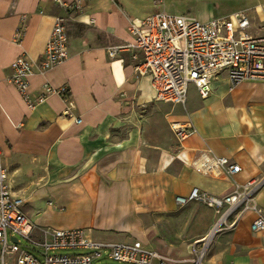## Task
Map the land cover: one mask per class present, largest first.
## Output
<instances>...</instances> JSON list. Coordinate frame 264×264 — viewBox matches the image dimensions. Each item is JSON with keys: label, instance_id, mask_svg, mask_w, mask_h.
I'll return each instance as SVG.
<instances>
[{"label": "crops", "instance_id": "1", "mask_svg": "<svg viewBox=\"0 0 264 264\" xmlns=\"http://www.w3.org/2000/svg\"><path fill=\"white\" fill-rule=\"evenodd\" d=\"M263 3L83 0L70 9L54 0H0V148L10 188L24 199L31 221L82 227L104 241L139 239L163 257L153 264H191L189 247L170 244L160 227L167 215L195 208L196 202L175 201L195 187L223 196L264 179V82L232 84L222 71L205 98L190 84L184 106L166 103L156 99L149 75L139 74L126 55L111 57L107 48L131 41L129 21L157 10L207 21L239 9L253 15ZM57 15L66 18L69 57L44 72L33 67L30 98L43 94L46 84L54 90L30 108L9 80L10 65L20 53L34 62L41 58ZM174 121L190 123L194 132L178 140ZM202 153L226 157L239 171H198L193 162ZM255 199L264 215V182ZM255 216L246 212L216 234L205 263L264 264V230L250 228ZM215 220L204 221L211 226Z\"/></svg>", "mask_w": 264, "mask_h": 264}, {"label": "built area", "instance_id": "2", "mask_svg": "<svg viewBox=\"0 0 264 264\" xmlns=\"http://www.w3.org/2000/svg\"><path fill=\"white\" fill-rule=\"evenodd\" d=\"M60 6L79 9L83 0H54ZM251 10L239 9L224 16L200 21L187 14H172L157 10L149 16L130 20L128 31L132 40L109 46L108 54L127 56L139 74L149 75L156 99L185 105L187 90L193 84L205 98L210 82L226 71L232 84L242 81L264 82V3ZM23 25L15 32L14 41L21 42ZM66 18L55 16L53 27L41 58L34 62L25 53L16 56L10 67V82L32 108L44 101L53 87L34 99L28 93V77L35 66L39 72L63 63L68 57ZM65 97V89H59ZM73 107V101H68ZM80 122V119H77ZM171 130L180 141L194 132L190 123L171 122ZM194 165L198 171L212 175L232 176L239 165L226 157L202 153ZM264 179H251L237 185L223 196L211 195L193 188L188 196H176L179 205L205 203L218 214L214 234L230 228L246 212H254L252 231L264 230V215L255 196ZM24 199L12 192L9 169L0 148V264H153L163 258L157 250L135 239L130 242L104 241L94 238L85 228H56L34 224L23 210ZM211 228V229H212ZM210 229V230H211ZM209 230V232H210ZM209 232L191 245V264H203L212 237ZM15 239V240H13ZM73 251L72 253H68ZM106 258L109 263H101Z\"/></svg>", "mask_w": 264, "mask_h": 264}, {"label": "rangeland", "instance_id": "3", "mask_svg": "<svg viewBox=\"0 0 264 264\" xmlns=\"http://www.w3.org/2000/svg\"><path fill=\"white\" fill-rule=\"evenodd\" d=\"M212 215L217 219L218 214L213 207L208 206L205 203L196 202L195 208L191 211H179L175 215H167L163 223V227H160V234H162L170 244L175 246L186 244L189 247L191 253V245L196 240L204 237L213 225L209 226L204 220L209 219ZM216 221V220H215ZM215 223V222H214ZM224 230V229H223ZM221 230V231H223ZM219 231L217 234H219ZM214 238L211 239L209 246L207 247L203 264L205 263L206 256L212 246ZM70 251L68 253H72ZM101 263H109L106 258L99 259Z\"/></svg>", "mask_w": 264, "mask_h": 264}, {"label": "bare ground", "instance_id": "4", "mask_svg": "<svg viewBox=\"0 0 264 264\" xmlns=\"http://www.w3.org/2000/svg\"><path fill=\"white\" fill-rule=\"evenodd\" d=\"M217 229V227H213L211 230H210V232H209V234H208V240L212 237V235L214 234V232H215V230ZM216 235V234H215ZM215 235H213V236H215Z\"/></svg>", "mask_w": 264, "mask_h": 264}, {"label": "water", "instance_id": "5", "mask_svg": "<svg viewBox=\"0 0 264 264\" xmlns=\"http://www.w3.org/2000/svg\"><path fill=\"white\" fill-rule=\"evenodd\" d=\"M13 240H15V239H13Z\"/></svg>", "mask_w": 264, "mask_h": 264}]
</instances>
